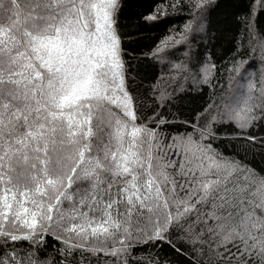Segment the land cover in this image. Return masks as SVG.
I'll return each instance as SVG.
<instances>
[{
	"label": "snow or ice",
	"instance_id": "6c2138e0",
	"mask_svg": "<svg viewBox=\"0 0 264 264\" xmlns=\"http://www.w3.org/2000/svg\"><path fill=\"white\" fill-rule=\"evenodd\" d=\"M124 7L0 0V264H264V0L224 64L189 47L219 0L157 5L145 21L186 23L149 51L168 74L147 87Z\"/></svg>",
	"mask_w": 264,
	"mask_h": 264
},
{
	"label": "trees",
	"instance_id": "16d2710c",
	"mask_svg": "<svg viewBox=\"0 0 264 264\" xmlns=\"http://www.w3.org/2000/svg\"><path fill=\"white\" fill-rule=\"evenodd\" d=\"M221 7L211 16L210 28L206 34L197 36L191 44L193 55L199 53L202 57L211 54L215 60L224 64L234 53L238 38L245 27L244 18L248 17L253 6V0H219ZM164 0H125L121 25L127 33L126 48L136 57L133 60L135 72L139 74L137 83L142 78L145 87L154 81L164 78L168 70L162 63L148 55L149 51L165 36L175 30H180L186 23L185 13L173 12L168 9L167 15L157 21H145L144 17L153 12ZM257 25L264 29V14L255 17ZM177 57L184 55L183 51L175 53ZM208 100V90L203 94L192 90L183 96L179 104L182 118H191ZM173 112L176 111L174 108ZM257 135H264V129H259ZM255 158L249 159L258 168L264 167V153L256 149Z\"/></svg>",
	"mask_w": 264,
	"mask_h": 264
}]
</instances>
